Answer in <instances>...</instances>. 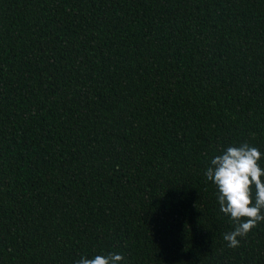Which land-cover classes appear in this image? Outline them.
Masks as SVG:
<instances>
[{
    "label": "trees",
    "instance_id": "16d2710c",
    "mask_svg": "<svg viewBox=\"0 0 264 264\" xmlns=\"http://www.w3.org/2000/svg\"><path fill=\"white\" fill-rule=\"evenodd\" d=\"M264 168V0H0V264H264L205 176Z\"/></svg>",
    "mask_w": 264,
    "mask_h": 264
},
{
    "label": "clouds",
    "instance_id": "9594fccd",
    "mask_svg": "<svg viewBox=\"0 0 264 264\" xmlns=\"http://www.w3.org/2000/svg\"><path fill=\"white\" fill-rule=\"evenodd\" d=\"M262 153L247 143L230 146L214 156L205 171L208 181L218 190L220 211L228 216L235 229L223 239L231 248L239 246L238 237H246L258 223L264 221V168L260 166ZM120 254L81 257L76 264H119Z\"/></svg>",
    "mask_w": 264,
    "mask_h": 264
}]
</instances>
